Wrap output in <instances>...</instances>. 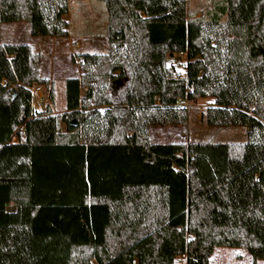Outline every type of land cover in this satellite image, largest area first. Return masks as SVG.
<instances>
[{"label": "trees", "instance_id": "trees-1", "mask_svg": "<svg viewBox=\"0 0 264 264\" xmlns=\"http://www.w3.org/2000/svg\"><path fill=\"white\" fill-rule=\"evenodd\" d=\"M68 1L0 0V24L67 37ZM102 1L106 51L71 56L81 75L63 81L62 114L31 105L34 83L54 101L41 51L0 43V264L263 260L264 0ZM208 97L206 124L248 126L246 141L150 142L151 127L186 124L181 101ZM233 188L257 194L238 204Z\"/></svg>", "mask_w": 264, "mask_h": 264}, {"label": "rangeland", "instance_id": "rangeland-1", "mask_svg": "<svg viewBox=\"0 0 264 264\" xmlns=\"http://www.w3.org/2000/svg\"><path fill=\"white\" fill-rule=\"evenodd\" d=\"M211 0H188L190 9H204L210 7ZM102 0H69L68 13L64 19L69 22L68 36L64 38L32 37L29 34L26 22H11L0 24V43L21 42L29 43L35 51H41V67L45 75L51 73L55 81L54 101L48 99L53 114H62L64 109L63 81L67 78L80 77V70L70 61L71 56L81 52L101 53L106 51V42L103 38L106 21L102 20L104 8ZM102 10V11H101ZM200 14L198 13L197 16ZM17 26H22L18 29ZM24 27L26 29H24ZM2 37V38H1ZM173 56L169 63L177 61ZM49 81V80H48ZM51 81V80H50ZM49 81V82H50ZM46 93L48 90L44 87ZM85 96V88L81 91ZM48 96V94H47ZM211 97L200 98L194 101H181L180 104L187 109V121L185 125H171L166 127H151L149 140L151 143H185L189 140H211L215 142L241 143L247 140V132L250 127L217 128L208 126L202 118V112L206 106L213 104ZM103 108H101L102 110ZM61 131H65L66 125L60 124ZM255 189H232V196L242 194L244 197L238 204L254 199L257 194ZM250 200V201H251ZM261 207V206H260ZM209 264H251L247 252L239 248H216L209 259ZM256 264H264L258 260Z\"/></svg>", "mask_w": 264, "mask_h": 264}, {"label": "built area", "instance_id": "built-area-1", "mask_svg": "<svg viewBox=\"0 0 264 264\" xmlns=\"http://www.w3.org/2000/svg\"><path fill=\"white\" fill-rule=\"evenodd\" d=\"M177 61L171 65L172 76H183L186 69L187 57L183 53L177 54ZM48 96L45 89L37 84L31 86V105L33 109L40 113H45L48 106ZM186 254L178 256L174 260V264H186Z\"/></svg>", "mask_w": 264, "mask_h": 264}, {"label": "crops", "instance_id": "crops-1", "mask_svg": "<svg viewBox=\"0 0 264 264\" xmlns=\"http://www.w3.org/2000/svg\"><path fill=\"white\" fill-rule=\"evenodd\" d=\"M18 27V29H21L22 28V26H17ZM23 29V28H22ZM24 29H26L25 27H24ZM29 29V28H28ZM2 38V37H1ZM18 43V42H17ZM43 57H45L44 55H43ZM42 62V61H41ZM42 67H41V65H40V69H39V72H40V75H41V77L42 78H44V79H47V80H53V78H52V76H51V73L50 72H48V74L47 75H45L44 74V72H42ZM65 80V79H64ZM55 82V81H54ZM44 88V87H43ZM21 135H20V138L22 139L23 137H22V132L20 133ZM17 139H18V137H16V136H13L12 137V142L13 143H16L17 142ZM13 210V208L12 207H9L8 208V211H12Z\"/></svg>", "mask_w": 264, "mask_h": 264}, {"label": "water", "instance_id": "water-1", "mask_svg": "<svg viewBox=\"0 0 264 264\" xmlns=\"http://www.w3.org/2000/svg\"><path fill=\"white\" fill-rule=\"evenodd\" d=\"M74 126L76 125V124H74V123H72Z\"/></svg>", "mask_w": 264, "mask_h": 264}]
</instances>
